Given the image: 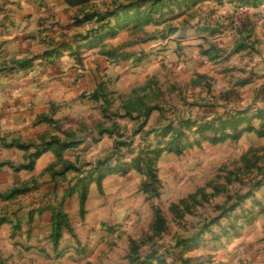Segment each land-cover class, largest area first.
Here are the masks:
<instances>
[{
    "label": "rangeland",
    "instance_id": "rangeland-1",
    "mask_svg": "<svg viewBox=\"0 0 264 264\" xmlns=\"http://www.w3.org/2000/svg\"><path fill=\"white\" fill-rule=\"evenodd\" d=\"M7 71L86 153L3 171L0 264H264V0H0Z\"/></svg>",
    "mask_w": 264,
    "mask_h": 264
},
{
    "label": "crops",
    "instance_id": "crops-1",
    "mask_svg": "<svg viewBox=\"0 0 264 264\" xmlns=\"http://www.w3.org/2000/svg\"><path fill=\"white\" fill-rule=\"evenodd\" d=\"M10 73L0 76V176L8 171L17 183L35 191L41 175L52 166L63 161L77 165V159H67V154L86 153V139L47 135L52 122L42 118L37 104L30 103L40 98L39 88L14 80L18 77Z\"/></svg>",
    "mask_w": 264,
    "mask_h": 264
},
{
    "label": "trees",
    "instance_id": "trees-1",
    "mask_svg": "<svg viewBox=\"0 0 264 264\" xmlns=\"http://www.w3.org/2000/svg\"><path fill=\"white\" fill-rule=\"evenodd\" d=\"M21 148H23V147H21ZM35 156H37V155H35ZM35 156H34V157H35Z\"/></svg>",
    "mask_w": 264,
    "mask_h": 264
}]
</instances>
